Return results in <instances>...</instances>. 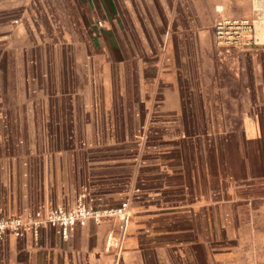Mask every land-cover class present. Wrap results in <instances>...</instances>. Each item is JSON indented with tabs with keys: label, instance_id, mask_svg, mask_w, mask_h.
Returning <instances> with one entry per match:
<instances>
[{
	"label": "crops",
	"instance_id": "1",
	"mask_svg": "<svg viewBox=\"0 0 264 264\" xmlns=\"http://www.w3.org/2000/svg\"><path fill=\"white\" fill-rule=\"evenodd\" d=\"M175 7L176 0H0V54L7 55L0 69L64 70L87 64L102 69L95 67L99 47L90 42L95 22L99 33L117 41L121 54L118 61L114 52L112 57L103 50L101 65L119 69L136 54L139 93L150 96L146 86L153 81L146 85L145 76L161 58L147 66L144 55L167 47L162 46L163 38L174 35ZM181 21L187 24V16ZM144 38L153 40L147 44ZM255 61L240 76L219 81L216 89L210 90V84L202 96L172 91L170 108L155 114L170 118L172 136L163 132L153 138L169 148L156 152L160 147H140L137 150L148 156L143 160L123 158L132 150L128 141L95 140L103 133L125 134L135 127L137 120L130 112L128 122L118 127L112 118L104 122L103 113L91 114L90 121L101 117L96 133L83 120L75 132L83 146L69 151L70 162L63 158L66 151L35 160L36 113L19 111L27 118L22 132L29 139L24 154L15 152L20 145L12 136L0 142V215L28 216L57 206L70 209L80 200L96 207L127 200L131 215L123 236L121 216L88 220L68 239H62L55 227L41 229L37 240L30 234L9 235L0 241V264H264V66ZM169 80L174 84L172 76ZM86 95L82 87L76 93L79 98ZM194 98L199 108L193 109ZM21 100L13 93L12 102ZM17 111L0 110V120L16 118ZM213 132L221 134V145L212 141ZM231 144L233 163L226 154ZM214 149L221 151L219 174L209 171L207 151ZM83 155L95 161L87 163ZM99 156L104 160L98 161ZM211 196H221L218 207L211 208ZM211 209L221 211L220 222L211 220ZM109 234L119 246L106 248Z\"/></svg>",
	"mask_w": 264,
	"mask_h": 264
},
{
	"label": "rangeland",
	"instance_id": "2",
	"mask_svg": "<svg viewBox=\"0 0 264 264\" xmlns=\"http://www.w3.org/2000/svg\"><path fill=\"white\" fill-rule=\"evenodd\" d=\"M174 15L177 20L174 35L163 38L162 46L167 47L155 54L149 49L148 54L144 55L147 66L161 58L158 66L155 68L150 66L148 71L151 73L145 76L146 85L149 79L153 81L151 86H146L150 96L144 97L139 93L138 64L134 61L136 54L132 53L130 60L133 58V61L129 60L119 69L116 66L117 69L112 66L108 69L106 64L101 65L105 58L101 54L103 50L112 57L114 52L118 61L121 54L117 41L106 37L102 32L99 33L95 22L94 27L90 28L91 35L94 36L90 42L99 47L98 63L95 67L102 66V69H95L92 64L83 65V68L79 69L64 70L56 67L43 71L0 69V110H18L16 118L3 117L0 120V142L7 141L12 136V140L20 145L15 152L25 153L24 144L29 135L24 130L22 132V125L27 118L22 117L19 111L25 113L26 110L32 109L36 113L33 117L32 137L35 160L52 157L54 155L51 153L54 152L66 151L67 156L63 158L71 162L73 157L69 151L76 145L83 146L82 140L75 134L79 131L81 122L83 125L84 122L91 125L92 131L96 133V121L99 123L101 117H93V121H90L91 114L108 112L106 113L108 116L102 114V120L105 122L112 118L118 127L119 122H128L130 112L137 120L135 127L131 126L127 133H121L122 135L111 127L114 132L116 131L115 134L103 133L102 139L100 137L95 140L100 142L108 139L112 143L121 140L130 142L132 150L127 151L123 157L130 161L148 157L137 150L140 147H160L156 152H163L165 148H169L165 143H159L160 145L154 143L153 138L163 132L166 137L172 136V133H169L170 118L165 116L156 118V112L170 108L172 102L168 98L172 91L202 96L203 93H207L210 84H212L210 90L216 89L219 81L240 76L241 70L249 63L252 64L255 59L258 67L264 66V0H176ZM183 15L187 16L185 25L181 21ZM150 40L153 39L144 38L147 44L151 43ZM5 56L0 54V61ZM175 69L180 72H176ZM159 76L162 77V81ZM170 76L174 81L172 85ZM183 81H189V84L184 85ZM111 83L115 86L113 90ZM81 87L87 93L85 98L76 96ZM13 93H18L22 100L18 103L12 102ZM112 94L114 97L110 99ZM181 103L182 106L185 104L184 101ZM202 104L208 106L207 101H203ZM197 106L199 108V101L194 98L193 109ZM39 111L41 115L38 114ZM99 132L100 128L98 136ZM218 134L219 132H213L210 136L213 142L221 145V134ZM230 146L226 154L233 163L234 148L232 144ZM207 153L210 159V173H221V166H218L221 163V151L214 149ZM83 156L87 163L94 160L90 155ZM110 158L115 159L113 156ZM101 160H104V156H99L98 161ZM209 204L211 208L220 205L221 196H211ZM218 209H211L212 221H221V211L218 213ZM130 215L128 213V218ZM218 238L216 236L214 240L217 241Z\"/></svg>",
	"mask_w": 264,
	"mask_h": 264
},
{
	"label": "built area",
	"instance_id": "3",
	"mask_svg": "<svg viewBox=\"0 0 264 264\" xmlns=\"http://www.w3.org/2000/svg\"><path fill=\"white\" fill-rule=\"evenodd\" d=\"M97 25L102 26L101 21H98ZM127 207V201H121L115 207H96L80 200L70 209L57 206L46 210L36 209L28 216L0 215V241L9 235L24 237L26 234L37 240L40 230L46 227L57 228L61 238L68 239L77 225L83 226L88 220L100 222L103 218L117 216L122 217L120 228L123 236L128 221ZM112 245L119 246V241L109 234L106 238V248Z\"/></svg>",
	"mask_w": 264,
	"mask_h": 264
},
{
	"label": "bare ground",
	"instance_id": "4",
	"mask_svg": "<svg viewBox=\"0 0 264 264\" xmlns=\"http://www.w3.org/2000/svg\"><path fill=\"white\" fill-rule=\"evenodd\" d=\"M220 34L223 33V32H219Z\"/></svg>",
	"mask_w": 264,
	"mask_h": 264
}]
</instances>
